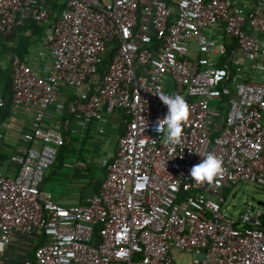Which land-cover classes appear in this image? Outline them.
Wrapping results in <instances>:
<instances>
[{"label":"built area","instance_id":"built-area-1","mask_svg":"<svg viewBox=\"0 0 264 264\" xmlns=\"http://www.w3.org/2000/svg\"><path fill=\"white\" fill-rule=\"evenodd\" d=\"M28 22L44 27L49 67L13 64L11 112L32 108L34 118L9 156L15 172L0 170V258L25 237L34 255L20 264H178L183 254L264 264V202L233 217L224 196L241 182L264 187V0H0V38ZM64 88L66 112L86 127L103 113L128 117L83 206L41 188L69 142L44 125ZM157 91L189 106L180 143L156 131L167 112ZM208 152L224 169L211 185L189 174Z\"/></svg>","mask_w":264,"mask_h":264},{"label":"crops","instance_id":"crops-1","mask_svg":"<svg viewBox=\"0 0 264 264\" xmlns=\"http://www.w3.org/2000/svg\"><path fill=\"white\" fill-rule=\"evenodd\" d=\"M34 24L28 22L24 28H19L6 39L0 38V70L12 66V76L13 64L21 60L11 56L9 50L17 46L21 36L31 38L27 54L21 62L34 68L49 67L41 57L46 52L42 43L44 27ZM38 28L41 32H37ZM209 33H212L216 41L225 43L229 49L233 47L232 41L227 39L223 32L214 30ZM71 94V90L64 88L59 96V104L49 107L46 112L44 125L59 126L68 136L69 142L60 148L58 157L62 153V158L60 161L57 158L56 164L48 170L41 188L51 192L54 200L64 206H83L98 192L102 180L106 177L107 166L115 156L118 139L125 130L128 117L120 110L110 117L103 113L101 120L93 119L86 127L80 116L70 115L66 112L65 105L63 106L66 100L71 99ZM11 111V103L0 110V165L6 174L15 172L14 166L9 162V156L16 149L24 147L18 137L32 130L34 118L32 108H21L16 114ZM5 122L9 123L8 127L2 126ZM67 122L68 128H65ZM30 242L31 240L25 237L11 241L4 256L0 258V264H20L24 259L33 258L34 247Z\"/></svg>","mask_w":264,"mask_h":264},{"label":"clouds","instance_id":"clouds-1","mask_svg":"<svg viewBox=\"0 0 264 264\" xmlns=\"http://www.w3.org/2000/svg\"><path fill=\"white\" fill-rule=\"evenodd\" d=\"M157 95L162 103L167 106V112L163 118L157 121L156 131L161 132L163 130L166 142L180 143L182 125L189 116V106L180 94L168 95L157 91ZM200 154L202 159L190 168V176L196 182H207L210 185L218 182L224 171L222 161L211 152Z\"/></svg>","mask_w":264,"mask_h":264},{"label":"rangeland","instance_id":"rangeland-1","mask_svg":"<svg viewBox=\"0 0 264 264\" xmlns=\"http://www.w3.org/2000/svg\"><path fill=\"white\" fill-rule=\"evenodd\" d=\"M226 205L230 207L228 213L233 217L243 213L248 205L256 206L259 201L264 202V187L249 182H241L232 191L226 193ZM33 254V253H32ZM191 256L178 255V264H190Z\"/></svg>","mask_w":264,"mask_h":264},{"label":"trees","instance_id":"trees-1","mask_svg":"<svg viewBox=\"0 0 264 264\" xmlns=\"http://www.w3.org/2000/svg\"><path fill=\"white\" fill-rule=\"evenodd\" d=\"M34 26H35V24H34ZM37 32H41V30L38 28ZM30 39L31 38H29V37L21 36V38L17 42V46L9 50L10 53H11L10 55L17 57L18 60L23 61L24 55L27 54V52H26L27 47H28L29 43L31 42ZM6 50H8V49H6ZM11 67L12 66H10V68L6 67V69L2 70V91H3V97H4L5 102H6V106H9V104L12 101V96H13V92H12V76H11V73H10L11 72ZM61 158H62V153H60V155L58 157V161H60ZM1 167L2 166L0 165V170H2Z\"/></svg>","mask_w":264,"mask_h":264},{"label":"water","instance_id":"water-1","mask_svg":"<svg viewBox=\"0 0 264 264\" xmlns=\"http://www.w3.org/2000/svg\"><path fill=\"white\" fill-rule=\"evenodd\" d=\"M259 203H261V202H259ZM262 204V203H261Z\"/></svg>","mask_w":264,"mask_h":264}]
</instances>
